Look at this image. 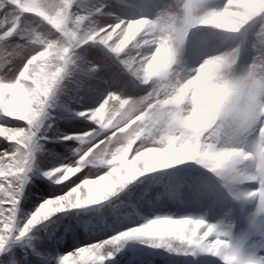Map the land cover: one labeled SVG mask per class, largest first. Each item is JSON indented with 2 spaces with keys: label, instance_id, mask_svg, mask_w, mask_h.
Here are the masks:
<instances>
[{
  "label": "clouds",
  "instance_id": "9594fccd",
  "mask_svg": "<svg viewBox=\"0 0 264 264\" xmlns=\"http://www.w3.org/2000/svg\"><path fill=\"white\" fill-rule=\"evenodd\" d=\"M51 142L72 147L46 167ZM34 178L66 190L26 212ZM142 186L201 210L139 217ZM69 217L113 234L53 257ZM136 247L264 264V0H0V264Z\"/></svg>",
  "mask_w": 264,
  "mask_h": 264
},
{
  "label": "rangeland",
  "instance_id": "374dc122",
  "mask_svg": "<svg viewBox=\"0 0 264 264\" xmlns=\"http://www.w3.org/2000/svg\"><path fill=\"white\" fill-rule=\"evenodd\" d=\"M93 56L97 55L96 52L91 53ZM60 127L65 132L82 131L88 127L83 121H71L63 123ZM48 147L54 153L53 156L45 160V166H50L54 162L53 158H57L58 154L63 153L66 157L69 155V148L72 147L71 142H51ZM147 186L139 187L135 190L133 196V202L138 205L139 217H152L156 213H173L176 215H183L187 213H195L201 210L200 205L187 198L182 194V190L179 188H173L171 191V198L165 200L162 204L150 207L146 201L152 200L155 194L160 190L159 188H151L150 191L145 194ZM63 190L62 187H57L49 184L40 178H34L28 185L27 195L23 201L24 210L30 211L33 209L42 199L52 195H58ZM183 201V202H181ZM135 218L134 223H141V218ZM83 219V218H81ZM63 220V219H62ZM127 225H121L124 227ZM65 234L64 240L58 243V254L71 251L73 248L79 247L86 243H92L96 240L106 239L109 235L113 234L112 230H99L92 226H87L83 223H78L73 217L64 218V223L59 231V235ZM125 262L127 264H215L214 261L201 258L200 260H193L192 257H180L170 256L163 252H153L151 250H144L136 247L131 248L121 256L117 258L115 263Z\"/></svg>",
  "mask_w": 264,
  "mask_h": 264
},
{
  "label": "trees",
  "instance_id": "16d2710c",
  "mask_svg": "<svg viewBox=\"0 0 264 264\" xmlns=\"http://www.w3.org/2000/svg\"><path fill=\"white\" fill-rule=\"evenodd\" d=\"M57 158L52 157V161L54 163H58L60 159H62L65 155L60 153L57 155ZM63 225V220H59L57 224L52 225L48 229V234L45 236L43 243L40 245L42 250L47 251L51 256H56L58 254L59 248H57L58 243L64 239L61 235H59V231ZM16 255L19 256L20 252L17 249ZM28 264H42V261L34 256L29 257ZM125 264V263H119Z\"/></svg>",
  "mask_w": 264,
  "mask_h": 264
}]
</instances>
